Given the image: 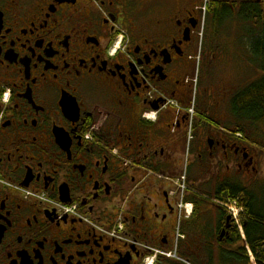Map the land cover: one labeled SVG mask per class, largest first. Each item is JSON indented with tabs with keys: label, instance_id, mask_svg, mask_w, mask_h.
I'll list each match as a JSON object with an SVG mask.
<instances>
[{
	"label": "flooded vegetation",
	"instance_id": "flooded-vegetation-1",
	"mask_svg": "<svg viewBox=\"0 0 264 264\" xmlns=\"http://www.w3.org/2000/svg\"><path fill=\"white\" fill-rule=\"evenodd\" d=\"M205 8L0 0V264H186L209 215L230 237L209 196L262 153L198 54Z\"/></svg>",
	"mask_w": 264,
	"mask_h": 264
},
{
	"label": "trees",
	"instance_id": "trees-1",
	"mask_svg": "<svg viewBox=\"0 0 264 264\" xmlns=\"http://www.w3.org/2000/svg\"><path fill=\"white\" fill-rule=\"evenodd\" d=\"M206 15L215 36L224 26L241 23L245 28L244 43H237L247 47V61L260 73V77L257 76L235 93L230 114L235 125L234 133L243 135L249 145L263 150L264 142L258 143V131L263 138L264 0H208ZM222 189V193L209 198L213 203H233L242 211L240 223L244 239L237 226H234L229 238L221 239L219 230H215V222L209 219V231L198 239L201 246L188 247L180 257L189 264H264L263 184L258 182L246 187L236 180L232 186L226 184ZM224 215L227 217L226 212ZM222 222L223 218L219 216L216 225L219 227Z\"/></svg>",
	"mask_w": 264,
	"mask_h": 264
},
{
	"label": "rangeland",
	"instance_id": "rangeland-1",
	"mask_svg": "<svg viewBox=\"0 0 264 264\" xmlns=\"http://www.w3.org/2000/svg\"><path fill=\"white\" fill-rule=\"evenodd\" d=\"M205 2L206 0H204V5ZM230 26L231 25L224 26L223 29L220 30L219 35L215 36L206 15V21H202L201 25L198 54L203 57L209 55L211 57V52L212 54L215 53V55H217L218 61L208 69L206 67V69L209 71L207 75L210 76V81H213V86L227 87L232 93L241 90L257 76L260 77V73L256 72L247 61V47L243 46L241 43L244 41L243 35L245 34V28H243L241 23L232 24V26ZM239 41L241 42L237 43ZM198 97L199 96H196V100L199 99ZM191 102H194V99H192ZM223 112L226 116L227 124L235 128L234 122L231 120L232 117L230 114V108L227 107L225 110H223ZM263 142L264 137L262 138L261 132L258 131V143L263 144ZM251 147L256 150L259 148L262 153L260 175L258 176V173L252 175L249 174L250 176H238L237 178L238 181L246 187H251L255 183L258 184V182L262 183L264 186V149L262 150L260 147H256L255 145H251ZM258 177L260 180H258ZM225 208H227L226 210L228 215L233 217L235 226L240 229V216L242 211L234 204H227ZM208 219L211 220L212 216L209 215ZM198 239L199 238L195 240V243L200 247L201 244Z\"/></svg>",
	"mask_w": 264,
	"mask_h": 264
},
{
	"label": "water",
	"instance_id": "water-1",
	"mask_svg": "<svg viewBox=\"0 0 264 264\" xmlns=\"http://www.w3.org/2000/svg\"><path fill=\"white\" fill-rule=\"evenodd\" d=\"M228 220H230V219H228Z\"/></svg>",
	"mask_w": 264,
	"mask_h": 264
}]
</instances>
